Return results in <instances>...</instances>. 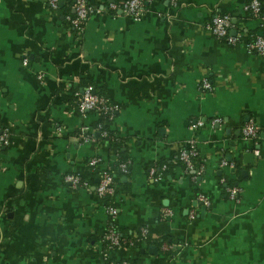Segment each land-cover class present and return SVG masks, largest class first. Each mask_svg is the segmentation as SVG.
<instances>
[{"label":"crops","instance_id":"0c3cea01","mask_svg":"<svg viewBox=\"0 0 264 264\" xmlns=\"http://www.w3.org/2000/svg\"><path fill=\"white\" fill-rule=\"evenodd\" d=\"M115 1L87 0L102 11L76 31L68 5L0 0V264H264V57L206 28L224 13L232 34L259 35L260 20L248 0H151L137 20L105 9ZM88 86L116 107L108 122L78 112ZM249 120L256 143L241 136ZM188 143L204 167L194 179L177 160ZM104 170L108 201L94 191ZM67 174L88 185L70 187ZM109 226L134 247L107 251Z\"/></svg>","mask_w":264,"mask_h":264},{"label":"built area","instance_id":"2783aa9c","mask_svg":"<svg viewBox=\"0 0 264 264\" xmlns=\"http://www.w3.org/2000/svg\"><path fill=\"white\" fill-rule=\"evenodd\" d=\"M59 1L61 0H47V6L52 11H56L59 8ZM65 0H63L64 2ZM146 1L151 0H123V1H115L109 2L106 5V10L111 11L113 13L120 12L124 15L130 16L133 19L137 20L141 17L144 12V3ZM71 12L65 15L66 22L76 31H81L85 25L86 20L93 13H101L102 9H95L92 7L87 0H72L70 5ZM244 11L250 15V17L256 18L260 20L261 29L264 30V0H248L244 5ZM207 30H209L216 38L224 40L229 45H242L247 51L254 52L259 56L264 57V35H246L242 31H238L235 34H232L230 31L233 29V25L231 23V17L228 14H216L213 16L207 25ZM23 63L26 64V61L23 60ZM40 77V76H39ZM200 88L210 89V84L206 79H203L200 83ZM77 109L80 114H84L85 112H97L100 115H105V117L109 120L111 119L115 110V106L108 103L104 97L96 94L92 87L88 86L84 88L80 94L77 96ZM220 119L216 118L214 122H219ZM200 124V123H199ZM99 136L101 138H106L108 136V132L104 129L103 123H100L96 127ZM241 136L245 140L253 141L256 143L258 138L259 128L252 121L249 120L241 126ZM87 128H81L78 137L83 141H87L90 139V134L86 132ZM8 143V132L6 129L0 126V148ZM254 153H258L257 150ZM197 150L196 147L192 143H188L187 146L180 149L177 154V160L182 164L184 169L189 172L192 178H196L200 176L204 167L202 164L197 162ZM99 163V159L92 158L89 159L87 165L94 170L97 164ZM129 161L126 159L124 161H119L116 166V170L118 173L126 174L128 172ZM149 175L155 176L156 171L153 167L149 169ZM159 178V175H157ZM64 181L70 185L72 188H77L80 186H87L88 182L81 180L75 174H67L64 176ZM114 172L109 171H101L99 174L98 182L94 187L95 194L101 199H105L106 197H110L114 191ZM229 194L233 198L236 196L237 190L236 188H230ZM198 201L207 205L209 203L208 199L203 195L197 196ZM107 212L110 216H114L116 214V209L110 204H106ZM163 215H170L171 211L165 209L163 211ZM145 232V230L143 231ZM103 242H105V249L107 251L115 248L117 246H125V247H134L135 242L131 239H127L121 236L113 227H109L106 230L104 236L102 237ZM120 264H134L129 260H123Z\"/></svg>","mask_w":264,"mask_h":264},{"label":"trees","instance_id":"16d2710c","mask_svg":"<svg viewBox=\"0 0 264 264\" xmlns=\"http://www.w3.org/2000/svg\"><path fill=\"white\" fill-rule=\"evenodd\" d=\"M71 3H72V0H65V3H64V5H63V7L61 8L60 6H59V8L58 9H63V8H65V5L67 6V7H69L70 5H71ZM68 11V10H67ZM261 35H264V34H261ZM101 121H105V122H108L109 120L105 117V115H101ZM103 126H104V129L108 132V136L106 137V139H111V136H112V132H110L109 130H108V128L106 127V125L105 124H103ZM124 160H126V157L122 154V153H120L119 154V157H118V162L119 161H124ZM107 201L109 200V197H106L105 198ZM110 227V226H109ZM108 227V228H109ZM112 227V226H111ZM106 232V231H105ZM105 232L103 233V235H102V237L104 236V234H105ZM126 238V237H125ZM132 263H134V264H136L133 260L131 261Z\"/></svg>","mask_w":264,"mask_h":264},{"label":"water","instance_id":"95a60500","mask_svg":"<svg viewBox=\"0 0 264 264\" xmlns=\"http://www.w3.org/2000/svg\"><path fill=\"white\" fill-rule=\"evenodd\" d=\"M63 4V0L59 1V6H61ZM233 33V32H232ZM262 33H259V35H261ZM253 153L251 152H246L242 154V158H243V163L245 164H249L253 162Z\"/></svg>","mask_w":264,"mask_h":264}]
</instances>
